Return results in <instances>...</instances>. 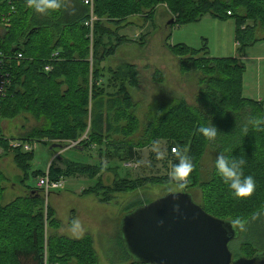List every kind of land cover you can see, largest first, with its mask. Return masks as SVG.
Wrapping results in <instances>:
<instances>
[{"label": "trees", "instance_id": "obj_1", "mask_svg": "<svg viewBox=\"0 0 264 264\" xmlns=\"http://www.w3.org/2000/svg\"><path fill=\"white\" fill-rule=\"evenodd\" d=\"M75 1L73 8H68L66 3H60V7L56 8L57 17H52L48 11H36L29 6L28 0L13 6L0 0V19L5 17L10 21V28L3 29L0 36V72L5 77L4 95L0 99V151L13 155V161L22 174V185L28 191L34 192L28 199L15 200L9 206L2 207L0 204V264H43L45 259L48 264H99L93 240L87 236L81 240H68L51 235L48 237L47 247L42 248L43 202L35 196L39 190L25 184L29 178L33 152H24L12 145L16 141L33 144L36 139L47 147V142L56 140L64 143L71 139L73 143L79 142L74 149L86 150L96 146L101 151L104 146L98 143L112 134V113L115 111L114 132L118 134L121 130L118 121L130 120L131 116L127 111L135 109L127 94L122 91L119 96L116 94L115 99L98 101L93 112L88 115L87 98L90 102L96 98V90L93 88L89 91L88 87L89 66L83 62L89 50L84 26L88 10L83 5V0ZM161 3L166 7L167 14L174 19L173 27L199 22L206 15L220 21L233 19L239 54L234 59H212L206 48L194 51L181 45L167 46V38L164 46L178 59L179 70L187 75L191 66L198 76L199 87L194 94L193 104H188L184 99H173L172 102H160L155 109H150L144 136L149 142L152 141L149 148L157 140L169 143L171 168L174 163L179 162L181 156L188 157L192 163L190 179L186 178L189 188H199L207 200L215 197L228 204L232 210L226 211L222 204L221 207H216L213 202L207 201L210 212L199 205L207 214H214L213 217L234 224L238 217L239 220L245 219L243 221L248 220L249 223L253 217L260 215L259 210L264 204V127L257 130L249 121L252 117L264 116V110L261 103L241 96L245 66L239 58L247 48L264 41L255 39V32L259 28L264 31V0H94L97 16L111 20L115 26H119L129 16L142 15L144 12H149L148 17L153 13V18L155 13L152 10ZM12 7L14 13L11 11ZM150 20L147 22H151ZM119 31L113 33L102 24H96V60L92 68L95 84L102 74V61L97 57L99 51L107 48L105 39L111 34L117 36ZM113 50L111 46L108 51ZM54 54H57L55 59L52 57ZM18 55L21 59H17ZM47 66L52 68L49 73L44 72ZM125 69L130 70L131 75L134 71L136 76L134 66L125 65ZM54 74L62 75L61 84L51 78ZM117 74H121V71ZM134 82L138 84L137 78ZM59 85H66L69 90L61 94ZM79 85L81 87L78 90ZM125 108L127 111H124ZM23 114L36 116V122L40 126L26 131L28 133L20 137L21 139L5 138L3 134L7 123L16 121ZM212 125L217 129L214 137H205L199 131L201 127L211 128ZM145 147L146 144L140 143L136 147L131 142L113 145L104 158L121 163L138 161L139 150L142 151ZM207 149L212 150L215 158L223 154L230 159L244 162V174L253 176L256 182V189L251 196L235 198L228 185L217 174L215 162L213 173L205 174L200 188L197 162ZM62 162L65 163L64 169L49 166V178L52 182H64L65 179L78 176L87 177L96 180V183L94 187L83 191H86L84 196L101 197L97 178L99 167L65 160ZM42 175L41 172L31 174L33 179ZM4 182L0 171V203ZM178 185L181 186V192L190 194L186 188L183 189V184ZM138 187L140 186L134 185L133 181L117 179L113 192L131 193ZM148 203L150 202H140L139 206ZM225 212L235 213L237 218L230 219V215L225 216ZM50 225H55L53 216ZM116 238L122 246L120 231ZM243 246H249L252 250L247 253L246 258H252L259 253L252 242ZM114 254H117L116 257L120 256L121 260L125 257L124 261H117ZM108 256L105 255L111 264H136L126 257L121 248L108 251Z\"/></svg>", "mask_w": 264, "mask_h": 264}, {"label": "rangeland", "instance_id": "obj_2", "mask_svg": "<svg viewBox=\"0 0 264 264\" xmlns=\"http://www.w3.org/2000/svg\"><path fill=\"white\" fill-rule=\"evenodd\" d=\"M152 11L155 13L153 18V13L151 17H148L149 12H144L142 15H132L123 19L119 26H115L111 20L99 17L95 13L97 23L102 24L113 33L129 26L123 34H119V31L117 36L111 34L109 38L105 39V43L108 44L107 48L100 50L97 56L99 61H102L101 79L97 84L94 83L92 76V68H94L93 65L96 60L94 48L95 28L92 43L89 39V32L86 30L89 50L83 62L89 66L87 76L90 84V86L88 84L89 91L93 88L96 90V98L92 102L87 98L88 115L93 112L94 105L98 101L115 99L117 93L119 96L124 91L135 109H129L128 111L126 108L123 109L131 117L130 120L121 119L118 121L121 128L120 133L115 134L114 132L116 126L113 118L114 111L111 115L112 134L105 136L104 141L98 143L104 146L101 151L96 146L86 150L70 148L73 143L71 139L64 143L56 140L47 142L45 143L47 147L36 139L33 144L28 143L31 152H33V158L30 161L29 178L25 182L27 187H36L37 178H32L31 174L33 172L44 174L51 165L64 169L65 163L62 160L100 168L97 177L100 183L99 192L101 197L99 198L94 197V195L84 196L86 191H83L94 187L96 183V180H90L87 177L78 176L65 179L62 189L51 194H45L42 190L37 189L39 193H35V196L41 198L43 202V249L47 247L48 237L51 235L68 240H81L87 236L93 240V248L99 258V264H111L105 257V255L108 256V251L121 248L125 253L116 238V234H119L120 231L122 218L136 207H140V202H153L168 194L181 193V186L178 183L183 184V189L186 188L190 192L195 204L205 207L208 212L210 211L207 201L213 202L216 207H221L220 204H222L226 211H232L231 207L220 202V199L213 197L207 200L205 196L203 197L202 190H199V188L190 189L187 183L190 176L183 182L171 178L169 143L165 140L153 142L158 145L159 151L163 153V158L158 159L153 146L149 148L152 141L149 142L145 138L144 129L150 109H155L160 102H172L173 99H184L188 104H193L194 94L199 87L197 84L198 76L191 69L192 67L190 66V72L187 75H183L179 70L178 59L171 54L169 48H165L164 41L168 38L167 46L181 45L194 51H201L206 48L209 57L212 59L238 58L239 52L235 40L234 20L220 21L206 15L199 22L173 27L174 19L167 14L164 4H159ZM48 12L52 17H57L56 9L48 10ZM136 16L142 17L141 19L145 23L144 26L146 27L142 30L143 32L137 31L140 28L130 22V19ZM151 18L152 20H150ZM149 20L151 22H147ZM171 21L173 23L168 25ZM249 23L252 26V23ZM133 31V34H129ZM135 34L136 36H133ZM116 38H118V41ZM255 39H264V31L261 28L255 32ZM111 46L114 48L112 52L108 51ZM240 57L239 61L245 66V73L242 76L241 96L246 100L261 103L264 110V41L247 48ZM125 65L134 66L137 72L136 76L132 70L133 74L131 75L130 70L125 69ZM118 71H121V74H117ZM58 76V74H54L51 78L61 84L63 82L62 75ZM136 78L138 84L134 82ZM58 87H60L59 93L61 94L69 90L66 85H59ZM80 87L79 85L78 90ZM74 88L72 87V89ZM39 126L40 124L36 122V116L23 114L16 121L9 122L5 128L3 127V136L18 140L28 133L31 128ZM16 142L20 143L19 141ZM128 142L133 143L136 147L140 143L146 144L142 151L139 150L140 157L138 161L121 163L104 158L105 153L110 150V146ZM52 145H58L61 148L54 149L53 152L49 148ZM13 159L12 154H4L0 151V171L5 179L4 184H2L4 190L0 203L2 207L9 206L18 199H28L34 194L22 185V174ZM215 160L212 150L207 149L197 162L200 188L204 182L205 178L203 177L205 174L207 172L213 173ZM117 179L133 181L134 185L140 187L131 193L116 194L113 189ZM259 214L247 223L248 220H239V217H236L237 214L225 212V216L230 215V219L235 220L234 217L237 218L234 226L239 233V238L228 245L233 258L245 257L248 252L251 253L252 250L249 246H243V244L249 242H252L258 248L257 251L260 254H264V204L261 206ZM51 216H53L55 225H50ZM125 255L127 257L126 253ZM114 256L116 257L117 254H114ZM124 259L125 257L122 258L123 261ZM116 260L123 262L120 256L116 257Z\"/></svg>", "mask_w": 264, "mask_h": 264}, {"label": "water", "instance_id": "obj_3", "mask_svg": "<svg viewBox=\"0 0 264 264\" xmlns=\"http://www.w3.org/2000/svg\"><path fill=\"white\" fill-rule=\"evenodd\" d=\"M4 86L0 72V98ZM60 148L52 145L50 150ZM174 204L180 205V212L173 211ZM234 225L207 214L190 194L181 192L126 214L120 223V240L136 264H264L260 252L252 258H233L228 245L239 238Z\"/></svg>", "mask_w": 264, "mask_h": 264}, {"label": "clouds", "instance_id": "obj_4", "mask_svg": "<svg viewBox=\"0 0 264 264\" xmlns=\"http://www.w3.org/2000/svg\"><path fill=\"white\" fill-rule=\"evenodd\" d=\"M28 4L41 13L60 7L58 0H28ZM249 123L252 127L259 130L261 127H264V116L252 117ZM199 131L205 137L210 138L216 135L217 129L212 125L211 128L206 126L201 127ZM244 131L246 132L247 129L245 128ZM153 150L156 152L158 159L163 158V153L159 151L158 145L155 143L153 144ZM243 163V161L230 159L223 154L218 155L215 161L217 174L222 178L224 183L228 185L229 190L235 198L249 197L256 189L254 177L244 174L242 170ZM191 171L192 163L190 159L186 156H181L179 162L172 165L170 177L183 182ZM173 211L177 213L180 212V205L174 204Z\"/></svg>", "mask_w": 264, "mask_h": 264}, {"label": "built area", "instance_id": "obj_5", "mask_svg": "<svg viewBox=\"0 0 264 264\" xmlns=\"http://www.w3.org/2000/svg\"><path fill=\"white\" fill-rule=\"evenodd\" d=\"M10 6H13L14 4H17L19 2H24L26 0H5ZM83 5L87 8V17L86 21L84 23V26L86 30L89 32V39L92 43L93 40V31L95 28V25L97 23V18L95 16V6H94V0H83ZM12 13H14V8L11 9ZM228 15H230L228 13ZM10 28V21L9 18L3 17L0 19V36L2 35L3 29H9ZM57 54H54L52 57L55 59ZM1 58V55H0ZM17 59H21V56L18 55ZM52 71V68L50 66H47L44 68V72L49 73ZM4 93V92H3ZM79 142H74L70 145L71 148H74L78 145ZM15 148H21L24 152H31V147L28 144H22L14 142L12 144ZM36 188L42 190L45 194H51L53 192H58L62 189L63 181L58 180L57 182H52L49 178V172L48 169L46 173H44L42 176L38 177L36 180ZM43 264H48L47 260H44Z\"/></svg>", "mask_w": 264, "mask_h": 264}, {"label": "crops", "instance_id": "obj_6", "mask_svg": "<svg viewBox=\"0 0 264 264\" xmlns=\"http://www.w3.org/2000/svg\"><path fill=\"white\" fill-rule=\"evenodd\" d=\"M62 3H66L68 8H73L72 6H74V3H76V1H75V0H61V4H62ZM141 18H142V17H140V16H136L135 18H131V19H130V22H131L132 25H135V26H137V27L140 28L139 30H137V31H139V32H143L142 30H144L145 27H146V26H144L145 23H144V21H143ZM139 24H140V25H139ZM132 25H130V26H132ZM142 25H143V26H142ZM128 27H129V26H128ZM128 27H126V28H122V29L120 30L119 34H123V32H125V31L127 30ZM135 31H136V30H135ZM154 31H155V28H154ZM133 33H134V31H133V32H129V34H133ZM133 36H136V34L133 35ZM162 36H163V35H162ZM137 37H139V36H137ZM134 38H135V37H134ZM60 153H62V152H60ZM245 258H246V257H245Z\"/></svg>", "mask_w": 264, "mask_h": 264}]
</instances>
